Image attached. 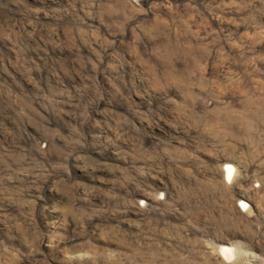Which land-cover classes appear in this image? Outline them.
<instances>
[{"label": "rangeland", "instance_id": "obj_1", "mask_svg": "<svg viewBox=\"0 0 264 264\" xmlns=\"http://www.w3.org/2000/svg\"><path fill=\"white\" fill-rule=\"evenodd\" d=\"M0 264H264V0H0Z\"/></svg>", "mask_w": 264, "mask_h": 264}, {"label": "bare ground", "instance_id": "obj_2", "mask_svg": "<svg viewBox=\"0 0 264 264\" xmlns=\"http://www.w3.org/2000/svg\"><path fill=\"white\" fill-rule=\"evenodd\" d=\"M235 166L231 163H228L227 166H226V169H225V172H226V178L227 179H232L233 176H234V173H235ZM243 204L248 207V203L246 201H242ZM218 250L220 252V254H222L224 257L228 258V259H232L236 256L237 254V250L235 247L233 246H229V245H220L218 247Z\"/></svg>", "mask_w": 264, "mask_h": 264}]
</instances>
